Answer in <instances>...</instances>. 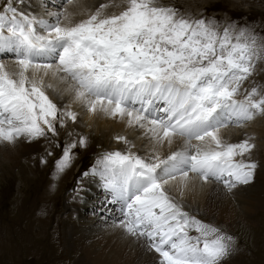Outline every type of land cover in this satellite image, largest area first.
<instances>
[{
    "label": "snow or ice",
    "instance_id": "6c2138e0",
    "mask_svg": "<svg viewBox=\"0 0 264 264\" xmlns=\"http://www.w3.org/2000/svg\"><path fill=\"white\" fill-rule=\"evenodd\" d=\"M54 7L36 13L31 0H0V146L44 139L60 148L63 131L59 175L88 147L75 132L77 108L118 121L141 145L117 135L126 150L101 153L83 173L99 177L115 206L111 226L150 264H228L235 237L182 201L198 183L232 193L253 180L251 138L221 133L264 116V84L254 79L264 34L163 0Z\"/></svg>",
    "mask_w": 264,
    "mask_h": 264
},
{
    "label": "rangeland",
    "instance_id": "374dc122",
    "mask_svg": "<svg viewBox=\"0 0 264 264\" xmlns=\"http://www.w3.org/2000/svg\"><path fill=\"white\" fill-rule=\"evenodd\" d=\"M55 1L59 2L58 5L64 2L63 0ZM52 2L54 3V1ZM95 2H97L95 4L97 6L105 0H95ZM163 2L175 6L181 13L202 14L221 23L237 21L240 25H253L257 32L264 34V0H163ZM31 3V10L41 7L43 4L48 6L47 0H31ZM53 3L51 4L53 7L58 6ZM50 7L47 9L50 10ZM54 9L59 10L58 7H54ZM254 79L257 83L264 84V62L258 64ZM257 118L262 119L264 116ZM250 124L251 122H248L242 127L240 136L243 134L242 132L248 134L253 129ZM78 125L77 122L76 133L87 136L88 147L74 150L76 158L73 165L61 175H56L55 163L59 159L66 139V133L63 131L62 135L57 138V142L61 145L60 148L40 139L37 151L18 158L17 162L0 159V264H75V260L84 248L83 241L79 238L80 235L77 236L72 231L73 227L79 228L82 224L95 222L92 216L88 218L85 216L92 214L94 217L97 215L100 218L106 215L105 209L103 211L97 209L98 213H94L93 210L79 211L78 220L75 221L72 213L68 211V205L77 199H63V197L72 195V192L77 188V185L67 187L69 180L77 179L78 175L82 179L83 173L89 171L96 164L101 153L124 151L126 145L120 142L117 144V140H113L111 137L99 136V131L94 129L86 131L84 127L85 129L83 128L79 132ZM128 134L129 140H134L138 136L137 131ZM244 139L248 138L245 137L239 141ZM139 142L141 145V141ZM46 149L52 151L51 156L47 155ZM41 157H44L47 163H42ZM251 159L257 163V168L253 180L244 185L245 188H255L261 185L260 182L264 175V149L253 150ZM77 170H79L78 174H76ZM44 186H46L45 191ZM243 194H245L244 191ZM25 197L29 202L22 203ZM103 201V195L96 196V203L100 205ZM182 203L184 210H187L191 215L206 223L221 226L227 233L235 237L236 249L229 258L228 264H264L263 207L257 208L252 214H249L246 222L234 223L233 220L225 218V216L206 215L199 208L193 209L190 204ZM72 209L70 208V210ZM94 224L99 226L97 222ZM106 225L111 226L112 222H106Z\"/></svg>",
    "mask_w": 264,
    "mask_h": 264
},
{
    "label": "bare ground",
    "instance_id": "6f19581e",
    "mask_svg": "<svg viewBox=\"0 0 264 264\" xmlns=\"http://www.w3.org/2000/svg\"><path fill=\"white\" fill-rule=\"evenodd\" d=\"M47 1V8L51 6L50 11H57L51 4L53 3L52 1H54L53 4L55 5L59 2L55 0ZM79 2L89 7H93L97 3L95 0H79ZM46 6L43 4L41 7L33 9L32 11L42 13ZM56 99L57 102L61 104L68 102L67 99H60L59 97H56ZM77 111L80 112L78 117L79 125L77 128L79 132H81L84 127L86 128V131L88 129H94L99 131V136L101 135L106 138L111 137L113 140H116L115 137L117 135H126L128 137L129 132H135V130L126 128L118 121L106 119L103 116H93L79 108H77ZM263 120L264 118H256L251 121L250 125L253 126V129H251L248 134L242 132L243 134L240 136L239 133L242 128L235 127L223 129L221 134L226 141L231 143H238L240 142V139L245 137L251 138V142L255 144L254 151L260 148L264 149ZM134 141L138 146L140 145V142L136 137ZM38 142L39 141L27 143L25 141L16 147L0 146V159H8L12 162H17L18 158L37 151L36 149L39 147ZM118 142L120 141H117L116 143L118 144ZM120 143L122 144L123 142ZM141 150H143V148H141ZM143 154L144 150L142 151V155ZM2 162H5V160H2ZM79 170H77L76 174L79 173ZM76 178L77 179H70L69 183H67L69 186L67 187L77 185V188L72 192V195L63 197V199H77L75 202L69 203L68 205V211L72 213L75 221L78 220L79 211L87 212L93 210L94 213H98V211H103L105 209L106 215H103L100 218L97 215L94 217L92 214L85 216V218L92 216L95 222L99 224L98 227L94 224L95 222L82 224L79 228L73 227L74 230L72 231H74L75 235H80L79 238L83 241L84 248L79 257L75 260V264H150L151 254L139 250L131 243L129 238L123 236L120 230L106 225V222H112L113 219L112 214L107 208L110 207L109 209L114 212L115 206L107 204L106 201L107 199H110V197L107 196V193L102 187L99 177L84 176L81 179V176L78 175ZM260 184L261 185L256 186L255 188H245L244 185H240L234 189L232 193H228L222 185H201L198 183L184 197L182 202L190 204L193 209L199 208L206 215L218 214L233 220L234 223H244L249 214H252L257 208H264V185L262 186V184H264V175L262 176ZM45 189L46 186H44V191ZM63 191L65 192V190ZM243 191L245 194H243ZM99 195L104 196V201L103 203H100V205L99 203H96L98 202L97 200L95 202L96 196ZM25 201H28L26 197L23 199L22 203ZM70 208H73V211L70 210Z\"/></svg>",
    "mask_w": 264,
    "mask_h": 264
}]
</instances>
